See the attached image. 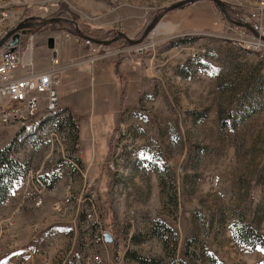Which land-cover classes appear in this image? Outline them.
<instances>
[{
	"label": "rangeland",
	"instance_id": "rangeland-1",
	"mask_svg": "<svg viewBox=\"0 0 264 264\" xmlns=\"http://www.w3.org/2000/svg\"><path fill=\"white\" fill-rule=\"evenodd\" d=\"M63 1L0 0V37L26 16L66 14ZM177 1L146 0L145 25L132 38ZM223 1L230 10L253 4ZM52 25L35 30H45L44 42ZM154 32L145 55L166 50L175 64H161L121 104L116 130L101 131L96 153L83 133L74 148L67 110L0 125V151L25 168L14 170L0 203V264H264V50L209 0L166 13ZM61 133L64 149L54 137ZM81 154L86 164L94 154L93 165Z\"/></svg>",
	"mask_w": 264,
	"mask_h": 264
},
{
	"label": "crops",
	"instance_id": "crops-1",
	"mask_svg": "<svg viewBox=\"0 0 264 264\" xmlns=\"http://www.w3.org/2000/svg\"><path fill=\"white\" fill-rule=\"evenodd\" d=\"M145 1L119 0V5H117L114 4V0H64L63 3L67 6V10L63 17L71 16L73 18L72 16H75L79 27L81 25L80 30L86 35H88L86 31L82 30L86 26H89L92 31L101 29L106 35H109L118 27L126 25L132 30L127 29L125 33L129 37H133L139 32L142 25H145ZM70 25L66 23L53 24L52 29L47 31L48 33L53 30L47 38H54V49L47 47L48 41L44 42L45 30L33 32L35 35L34 66L40 71L45 70L50 65V59L53 56L58 57L59 68L62 71L59 87L60 109L52 114H58L62 109H67L75 124L77 139L80 141V135L83 133L86 139L91 140L93 153H96L95 141L102 137L101 131L108 125L116 130L117 115L121 107L119 100L121 90L126 88L122 104L124 105L132 97H138L141 94L145 87L142 85L146 82V76L156 77L161 64L170 63L172 67L175 61L173 62L171 54L166 53V50L162 54L159 52L160 55L156 53L152 57H148L125 52L126 45L120 47L108 45L104 46L106 47L104 49L109 50L108 55L103 57L97 55L93 62H89L86 59L92 53L91 47L84 44L79 39L80 37L78 38L68 29L67 26ZM65 31L71 33L70 37L65 36ZM110 38L105 36L104 39ZM89 79L92 80L90 84L88 83ZM68 88L69 96H67ZM80 157L83 160L82 154ZM95 159L96 156L93 154L88 164L84 160L82 162L88 168L93 165ZM53 224L42 229L39 235L42 236L50 228L58 226V224Z\"/></svg>",
	"mask_w": 264,
	"mask_h": 264
},
{
	"label": "built area",
	"instance_id": "built-area-1",
	"mask_svg": "<svg viewBox=\"0 0 264 264\" xmlns=\"http://www.w3.org/2000/svg\"><path fill=\"white\" fill-rule=\"evenodd\" d=\"M252 1V5L242 6L238 10L235 8L232 11L238 16L239 21L250 25L255 33L244 27L234 26L242 35H247L255 50L263 51L264 0ZM154 30L142 42L135 45H126L124 51L132 55H145L154 51L157 42ZM70 35L69 31H65L66 37H70ZM34 36L33 32L27 31L20 35L17 44L12 45L9 41H6L0 46V125L19 124L23 126L37 113L60 105L59 61L56 57H53L51 58V66L48 69L44 71L36 69L33 60ZM79 39L91 47L93 58L96 59L97 55L103 57L109 54V50L104 49L106 47L103 45L95 44L88 39ZM191 55H195V53ZM54 137L61 142L62 149H64L63 147L67 145L65 133ZM111 138L114 141L116 140V132L111 134ZM73 146L76 150H79L80 141L77 138L74 140ZM73 165L76 164L73 163ZM93 190L95 189L89 190V196H91ZM40 203L41 200H38L36 205H40ZM87 215L94 222L98 221L95 210ZM94 261L99 263L101 259L95 257Z\"/></svg>",
	"mask_w": 264,
	"mask_h": 264
},
{
	"label": "water",
	"instance_id": "water-1",
	"mask_svg": "<svg viewBox=\"0 0 264 264\" xmlns=\"http://www.w3.org/2000/svg\"><path fill=\"white\" fill-rule=\"evenodd\" d=\"M196 1H201V0H181V1H177L173 4H170L166 7H164L161 12L154 15V17L145 26L142 34L138 38H132V37H129L123 31H117L116 35H114L110 39H95V38H92V37L84 34L80 30L78 21L73 19V18L63 17V16H52V17H46V18L40 17V16H34V17H28V18L22 20L21 22L16 24L14 27H12L9 31H7L2 37H0V46L2 44H4L6 41H9L10 44L15 45L19 42L21 34H24L25 32L30 31L32 29H36L39 26H45L47 24H57V23L71 24L74 27L76 36H78L82 39H88L91 42L98 44V45L108 46L113 41H115L117 39H124L129 45H135V44L142 42L146 38V36L158 26L161 19L163 18V16L166 13H168L172 10L179 9V8L189 4V3H193ZM209 1L213 2L219 8V10L222 14V17L226 21H228L234 25L244 27V28L248 29L249 31L254 32L250 25L231 18V16L228 13L226 4L223 0H209ZM25 20H28V21H25ZM47 41H48L47 47L49 49H53L54 48V38L49 37ZM104 239L107 243L113 242V237L109 233L104 234Z\"/></svg>",
	"mask_w": 264,
	"mask_h": 264
},
{
	"label": "trees",
	"instance_id": "trees-1",
	"mask_svg": "<svg viewBox=\"0 0 264 264\" xmlns=\"http://www.w3.org/2000/svg\"><path fill=\"white\" fill-rule=\"evenodd\" d=\"M228 13L231 16V18L239 21L238 16L232 10H230L229 8H228ZM56 15L61 16L63 14H59L58 13ZM72 17H73V19L77 20V18L75 16H72ZM70 26H72V25H70ZM80 27H81V25H80ZM85 28H90V27L89 26H86L82 30L85 31ZM72 29L73 28H71L70 30H72ZM33 32L35 33L36 31H33ZM93 32H94V35L93 34L91 35V34H89L87 32L86 33L88 35H90V37L95 38V39H103L105 37L104 35H106V33L103 32L101 29L94 30ZM73 34L76 35L75 33H73ZM191 40H194L193 37H191ZM176 41H178L179 43H184V42H188V39L184 37V38H181L180 40L177 39ZM172 42H174V41L172 40ZM120 43L124 44V43H127V42L124 39H117V40L113 41L109 46H116V45H118ZM125 95H126V88L124 87L121 90V93H120V96H119L120 104H123ZM63 110L66 111L67 109H63ZM71 120L72 121H70L68 123V125L71 126V128L74 129V131H76V128H75V124L73 122V119L71 118ZM0 155H1L0 161H3L4 163L3 162L2 163L7 166L6 171L3 172V173H0V203H2V201L10 193V187H11L13 181L16 178L14 176V170H18V172H21L22 173V172L25 171V168H23L22 171H21V165L19 164V161L11 159L9 157V154L6 151H0ZM86 194L89 196L90 195V191H88ZM57 224L58 223H55L53 225H57ZM242 234L243 235L245 234L246 237L247 236H249V237L252 236V234L250 233V231L248 229H245Z\"/></svg>",
	"mask_w": 264,
	"mask_h": 264
},
{
	"label": "bare ground",
	"instance_id": "bare-ground-1",
	"mask_svg": "<svg viewBox=\"0 0 264 264\" xmlns=\"http://www.w3.org/2000/svg\"><path fill=\"white\" fill-rule=\"evenodd\" d=\"M24 20V19H23ZM21 22V21H20ZM18 24V23H17ZM39 27H41V26H39ZM35 29H32V30H30L31 32H33ZM33 41H34V39H33ZM55 41V40H54ZM54 49V48H53ZM53 57H56L57 59H58V57L57 56H53ZM52 57V58H53ZM94 56L92 55V53L90 54V55H88L87 56V59L86 60H88L89 62H93L94 60H95V58H93ZM33 60H34V55H33ZM51 66V59H50V65L46 68V69H48L49 67ZM45 69V70H46ZM42 71H44V70H42ZM62 73V71H60L59 72V76H60V80H61V74ZM59 109H60V107H59V105H56V106H54V107H51V108H48V109H46L45 110V113H47V114H52V113H56V112H58L59 111ZM40 114V112L39 113H37L34 117H32L30 120H28L27 122H29V121H32V120H35L36 118H37V116ZM26 122V123H27ZM25 125V124H24Z\"/></svg>",
	"mask_w": 264,
	"mask_h": 264
},
{
	"label": "flooded vegetation",
	"instance_id": "flooded-vegetation-1",
	"mask_svg": "<svg viewBox=\"0 0 264 264\" xmlns=\"http://www.w3.org/2000/svg\"><path fill=\"white\" fill-rule=\"evenodd\" d=\"M227 10H228V9H227ZM28 17H29V16H26V17H24L23 19H26V18H28ZM25 21H28V20H25ZM37 28H39V27H37ZM37 28H36V29H37ZM36 29H35V30H36ZM35 30H34V31H35Z\"/></svg>",
	"mask_w": 264,
	"mask_h": 264
}]
</instances>
